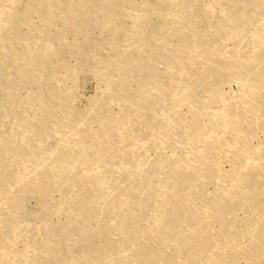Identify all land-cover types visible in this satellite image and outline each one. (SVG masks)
<instances>
[{
  "label": "rangeland",
  "instance_id": "rangeland-1",
  "mask_svg": "<svg viewBox=\"0 0 264 264\" xmlns=\"http://www.w3.org/2000/svg\"><path fill=\"white\" fill-rule=\"evenodd\" d=\"M0 264H264V0H0Z\"/></svg>",
  "mask_w": 264,
  "mask_h": 264
},
{
  "label": "bare ground",
  "instance_id": "bare-ground-1",
  "mask_svg": "<svg viewBox=\"0 0 264 264\" xmlns=\"http://www.w3.org/2000/svg\"><path fill=\"white\" fill-rule=\"evenodd\" d=\"M2 17L5 19L6 18V14H2ZM10 21V20H9ZM140 26V25H139ZM2 27V26H1ZM141 30V29H140ZM2 34V33H1ZM115 127V126H114ZM248 174H250V173H248ZM253 176H254V174H252ZM251 175V176H252ZM244 176H247L246 174H244ZM243 176V177H244ZM253 178V177H252ZM244 179V178H243ZM252 180V179H251ZM110 180L109 179H107V178H104L103 177V184H106V185H109L110 184V182H109ZM248 183H249V185H250V182L249 181H247ZM255 184V183H254ZM252 187V186H251ZM238 190H236V192H237ZM254 192V191H253ZM253 199H255V198H253ZM249 200V199H248ZM256 201V200H255ZM221 203V202H220ZM213 208L216 210V208H217V203H215L214 204V206H213ZM246 209V208H245ZM95 213V212H94ZM96 216H97V218L96 219H98V220H100L101 219V217H100V215H99V211H97V214H96ZM112 219H113V221H119V224H120V226H121V228H123L124 229V224H125V221H124V219H123V217L122 216H120V215H115V214H112ZM158 231H157V233H160V230L162 229V227H160V225L158 226ZM194 239V238H193ZM190 241H191V239H190ZM196 246V245H195ZM199 246V245H198ZM86 249V248H85ZM82 251V250H81ZM81 251H79V252H81ZM81 254V253H80Z\"/></svg>",
  "mask_w": 264,
  "mask_h": 264
}]
</instances>
